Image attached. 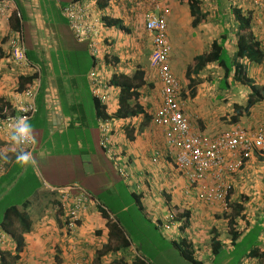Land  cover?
<instances>
[{
  "label": "crops",
  "instance_id": "0c3cea01",
  "mask_svg": "<svg viewBox=\"0 0 264 264\" xmlns=\"http://www.w3.org/2000/svg\"><path fill=\"white\" fill-rule=\"evenodd\" d=\"M72 1L13 0L14 10L17 9L22 18L20 21L27 60L39 69L40 77L35 98L37 111L30 119L36 139L32 151L37 162L35 167L40 174L34 171L31 173L35 187L24 201L7 204L0 219V224L6 222L7 218L12 223V213L8 210L16 208L29 220V231L23 235L21 264H91L95 261L99 250L111 242L105 221L96 210L99 204L96 202L95 206L91 203L81 215L77 229L67 231L60 217L64 213L57 209V191L66 186H76L77 183L95 200L87 188L100 187L104 175L109 176L106 181H113L111 176L114 177V168L119 174L126 171L129 176H138L135 179L137 188L130 195L137 197L135 202L141 208V201L144 200L147 205L145 211L158 214L154 217L165 218L170 212H190L193 217L200 215V212L204 213V207L199 208L198 201L191 196H195V191L187 193L188 181L184 173L174 165V152L167 145L163 130L154 126L151 120H145L142 115L130 120L111 118L108 148L104 150L100 146L101 119L105 118L99 116L101 112L95 109L92 102L89 74L94 67L98 70V77L109 87L108 99L104 104L101 103L105 106L107 117H113L119 108L118 88L111 80L118 74L131 76L137 67L147 72L148 82L154 86L146 87L140 99L144 112L152 115L161 105L160 83L155 72L149 70L148 66L151 41L143 26L144 13L153 10L151 3L148 0H112L102 9H94L93 16H102L97 24L102 53L94 59L89 53L88 42H80L75 38L68 20L63 16V8ZM199 1L201 12L206 18L198 27L191 29L187 28V25L191 27L190 11L182 7L186 3L178 0L162 3L167 38L171 46L170 69L183 82V87L185 70L195 56L206 52L208 45L219 38L224 30H227L229 37H235L230 36L228 25V17L234 6L252 12V31L257 39L264 41V10L256 9L258 2L264 0ZM215 6H219L218 15H215ZM215 16L223 24L221 31L210 25L211 21L216 25L213 19ZM106 20L122 22L124 29L119 30L122 31L121 44L115 34V30L119 29L118 24L109 27ZM169 25L176 27V33L168 29ZM10 31V22L0 17V99L13 107L16 98L23 92L18 91V78L33 76V73L26 67L14 65L8 45ZM171 33L176 35L177 45L172 43ZM125 45L135 48L129 63L125 61L128 58L123 50ZM26 48L27 51L31 50L34 60L28 57ZM13 75L15 86L14 82L9 81ZM197 77L201 81L195 87L194 96H191L190 90H183L181 86L179 98L192 132L214 137L236 125L251 131L264 128V96L261 102L250 109V113L243 114L237 123H233L234 106H245L250 89L232 82L231 78L227 80V88L222 89L219 86L222 72L215 65L206 66ZM84 99L91 100L88 109H85ZM72 133L75 138H72ZM41 151L44 152L43 156ZM15 153L16 148L0 133V166L3 168L0 171V200L21 180L27 181L26 171L15 164ZM230 182L233 186L230 199L243 203L245 219L249 222L248 227H244V234L261 225L262 231L258 234L257 243L264 248V155L254 153L230 177ZM73 193L76 192L73 190ZM12 224L17 230L18 222ZM100 230L101 238L97 239ZM189 233L186 229L185 233L178 232L170 239L175 242L177 238L187 239L186 234ZM113 251L112 256L108 257L109 252L100 257V264H105V257V262L112 258H122L123 253L119 249ZM129 254L131 261L127 262L131 264L134 261ZM91 256L93 260H90Z\"/></svg>",
  "mask_w": 264,
  "mask_h": 264
},
{
  "label": "built area",
  "instance_id": "2783aa9c",
  "mask_svg": "<svg viewBox=\"0 0 264 264\" xmlns=\"http://www.w3.org/2000/svg\"><path fill=\"white\" fill-rule=\"evenodd\" d=\"M168 0H148L153 10L144 16V27L151 41L150 66L157 74L160 83L161 105L152 115L154 126L163 130L167 145L174 152V165L183 172L187 181V193L195 191V197L205 203H220L225 208V200L233 189L230 177L236 174L244 163L254 153L264 154V128L247 130L241 126H233L214 137L192 132L187 115L183 112L179 98L181 86L173 75L169 65L171 46L167 38V24L164 18L162 3ZM264 10V1L258 3ZM14 9L12 0H0V17L8 19ZM94 4L90 0H74L63 8V16L75 38L87 41L88 50L93 55L99 54L101 42L98 37L97 24L102 18L93 16ZM9 50L16 65L26 67L35 75L31 84L16 98L11 108L0 104V133L9 140L8 132L16 117L28 116L30 119L37 111L35 98L39 89V69L33 66L25 54V41L22 31H13L8 40ZM93 94L100 103H105L109 96V87L93 69L90 74ZM102 132L100 146L105 150L109 145L107 133L110 126L106 120L100 125ZM34 145L27 147L32 150ZM77 186L62 188L60 209L65 213L64 227L72 230L80 220L81 215L90 207L94 200L89 194ZM168 222L163 225L165 231H170L174 225V215L167 213ZM87 264L78 262L77 264Z\"/></svg>",
  "mask_w": 264,
  "mask_h": 264
},
{
  "label": "trees",
  "instance_id": "16d2710c",
  "mask_svg": "<svg viewBox=\"0 0 264 264\" xmlns=\"http://www.w3.org/2000/svg\"><path fill=\"white\" fill-rule=\"evenodd\" d=\"M13 1V0H12ZM112 0H97V6L99 8H103ZM180 3H186L188 5V9L190 11V16L192 17V21L190 23L191 28H196L205 20L206 15L201 12L200 9V1L199 0H178ZM232 15L234 18V29L232 28V34L234 37L233 43V52L232 54L228 52L225 47V43L228 39V32L224 30L219 38L213 40L210 45H208L206 52L201 55L195 56L192 60V63L187 66L184 73V87L183 90H190L191 96L195 94V87L201 81L198 79L197 75L208 65H215L222 72V81L219 86L222 89L227 88V80L231 78V81L234 83H239L243 86H247L250 89V93L247 97L245 106L235 105L234 112L235 115L232 118L233 123H237L238 119L243 116V114L250 113V109L253 108L257 103L263 100V91L264 87L260 86L259 83L250 78L249 67L251 65L257 66L264 69V41L261 42L257 39L252 31V20L253 14L251 11L242 12V9L234 7L232 9ZM21 16L18 13L17 9H13L9 18L7 19L10 22V34L13 31H22L21 24ZM106 25L109 27H113L118 24L119 30L124 29L122 27V22L118 20L108 21L106 20ZM10 36V35H9ZM11 56V54H10ZM12 59V56H11ZM156 73V72H155ZM147 72L142 70L140 67H137L131 76H127L124 74H118L116 77L114 76L111 80V83L114 84L118 88L119 94V108L117 109V113L113 115V117H107L105 114V106L100 103L99 99L93 94L91 82L89 83V87L91 89L92 102L96 106L95 109L99 110V116L105 119L110 126V130L107 133V136L110 138L111 134V123L112 119H133L139 115H142L145 120L152 121V115L144 112L143 106L140 103V99L146 87L154 88L152 84L148 82ZM157 77V74H155ZM35 78L34 76L24 77L20 76L18 78V91L25 90ZM181 88V92H182ZM0 104L2 106H7L11 108L9 103H6L2 99H0ZM144 114V115H143ZM112 118V119H111ZM239 126V125H236ZM242 127V126H241ZM232 192L226 198L225 208L223 207V215L222 217L227 222L228 226V234L230 237L231 245L237 244L238 240L246 239L249 232H256V228H251L247 233L244 234V228L240 229L239 223L244 222L247 227L249 222L246 221V216L244 214V206L242 202H233L231 197ZM132 197L136 200L137 197L132 195ZM196 198V197H195ZM198 202H201L196 198ZM205 203V202H203ZM94 205L96 202L94 201ZM98 213L101 215L102 219L106 221V227L109 231V238H114L117 244L119 245L116 250L122 251L127 250L130 247L128 240L124 237L122 231L117 227L114 220L110 217L108 211L101 206H97ZM8 212L12 213L13 221L18 222V229L16 230L14 224L11 223L9 218L6 219V222L12 224L10 233L15 237L18 250H22L24 247L23 235L29 231V220L26 216L19 213L16 208H11ZM203 216V213H199ZM179 221H183V223H179L178 232L180 234L185 233L186 229H189L191 226L189 225L193 216L192 213H181L178 215ZM259 233V232H258ZM244 234V235H243ZM256 236H258L256 232ZM258 238V237H257ZM192 239H181L177 242L172 241L173 245L180 251L181 256L188 262L192 264H202L200 261L193 258V254L195 252L194 245L192 243ZM222 243L219 240V235L213 232L211 238V254L213 257L217 256L222 249ZM252 249L248 251L247 255L244 257L255 258L257 260L264 261V250H261L258 243L252 245ZM109 250L108 244L104 246L101 250H99L97 258L100 259L106 251ZM6 257H9V254H6L1 257L0 264H8L5 260ZM17 258V257H16ZM19 258V256H18ZM124 259V260H122ZM118 261V260H117ZM107 264H115L114 260H110L106 262ZM121 264H128L124 257L120 259ZM238 263V262H237ZM136 264H145L141 260H137Z\"/></svg>",
  "mask_w": 264,
  "mask_h": 264
},
{
  "label": "rangeland",
  "instance_id": "374dc122",
  "mask_svg": "<svg viewBox=\"0 0 264 264\" xmlns=\"http://www.w3.org/2000/svg\"><path fill=\"white\" fill-rule=\"evenodd\" d=\"M184 7L187 11L188 8ZM219 7V6H218ZM215 6L214 11L216 9L215 15L220 14V9ZM223 6H221L222 8ZM209 10V13H212L209 9V7H206ZM216 23V25L212 24V21L210 22V25L213 27H217V30L221 31V27H223V24L219 23V19H217V16L213 18ZM229 21V30L231 31L232 28L234 29V20H232V14L230 12V16L228 17ZM191 29L190 26L187 25V28ZM171 28V31H174L176 33V27L168 26V29ZM122 31L115 30V34L120 39V44L123 42L122 40ZM190 32V31H189ZM188 32V33H189ZM232 31L230 32V36H232ZM229 37V35H228ZM171 40L174 45H177V37L175 34L171 33ZM234 38L229 37L226 47L229 49V52L232 54L233 52V43ZM231 42V43H230ZM229 45V46H228ZM124 53L126 55V62L131 61V55L135 51V48H130L129 46L125 47L123 46ZM26 52L29 58L34 60L35 58L31 55V50ZM110 57V56H109ZM150 57V54H149ZM148 57V58H149ZM112 59V58H111ZM109 59V61L111 60ZM89 61L91 62V58H89ZM15 65V64H14ZM89 66V64H88ZM148 66L149 70L154 71V69L150 66V60H148ZM91 67V66H90ZM10 71V70H9ZM155 72V71H154ZM249 73L250 78L259 83V85L264 86V71L257 67L251 65L249 67ZM14 75L9 78V81L12 83L14 82V86L16 85ZM178 79V78H177ZM199 79V78H198ZM179 80V79H178ZM180 81V80H179ZM182 84L183 82L180 81ZM248 96V95H247ZM85 109L89 108L91 100L84 99ZM70 136V135H69ZM72 138H75V134H71ZM123 168L127 169V166H122ZM120 166V168L122 169ZM114 177L113 181H106V179L109 178V176H102V183L100 184V187L96 189H91L90 187L87 188L89 193L93 195L95 198V202L99 204L102 208H105L110 214L111 218L114 220L117 227L122 231L124 237L128 240L129 246L127 250H122L123 256L127 261H131L128 256L131 253V258L134 262H131V264H136L137 260L143 261L145 264H192L188 261H186L182 256L180 251L173 245L171 241V237L174 234H178V228L177 225L169 224L172 229L170 231H165L163 228V225H166L168 220L159 217H154V215H158L156 213L150 212L148 213L145 211L147 210V205L144 200L141 201L142 208L140 205H138L135 202V199L130 195L131 191H134L137 188V185H135V179L138 177H135L134 175H128L126 171H121V174L117 172V169L114 168ZM35 172L37 175H39V169L37 167L29 168L25 173L28 174L27 181H20L17 185H14L13 188H11L9 191H7L6 196L0 200V219H1V212L7 204L13 203V202H22L25 200V197L31 192V190L35 187L34 178L32 176V172ZM139 173V171L137 170ZM129 176V177H128ZM145 178V175H143ZM77 188H74V191L77 193L79 189L84 190L85 189L75 184ZM72 186V185H71ZM131 188L133 190H131ZM233 190V189H232ZM195 197L194 195H191ZM178 198H181L180 196ZM196 199V198H195ZM197 201V200H196ZM199 208L204 207V215H198L195 216L192 220V222L187 225L191 226L189 230L188 238L192 241L194 245V256L193 258L200 261L202 264H242L244 256L247 255L248 251L251 250L253 247L252 245L258 242L256 236L257 234H260L262 231L261 225L256 226L255 230L256 232H249L246 239L238 240L237 244L231 245L230 243V237L228 232V226L226 220L222 217L223 215V205L220 203H203V202H197ZM145 208V209H144ZM203 212V211H202ZM201 213V212H200ZM179 214L175 213L174 218V224L179 223ZM154 220V222H153ZM157 220V221H156ZM183 223V221H181ZM180 223V224H181ZM106 224V221H105ZM173 226V227H172ZM239 228L247 227V225L244 222L239 223ZM217 235H219V240L221 241L222 249L220 250L219 254L215 257L211 254V238L213 235V232ZM95 232V231H94ZM259 232V233H258ZM97 239L101 238V230L97 232ZM96 235H94L95 238ZM187 238V239H188ZM110 239V238H109ZM180 239L177 238L176 242L178 243ZM109 241V240H108ZM111 241V242H110ZM109 244V250L105 252L104 256L111 252L109 256H112L114 254L115 250L118 247L117 242L114 238L110 239ZM115 241V242H114ZM261 249L264 250L262 247ZM126 251V253H125ZM130 257V256H129ZM90 260H93L94 258L91 256ZM250 257H246V260H250ZM105 259L103 262L106 264ZM110 260H114L115 264H121L119 258H112ZM118 260V261H117ZM124 260V259H122ZM102 259H96L91 264H97L101 263ZM118 262V263H117ZM238 262V263H237ZM254 264H264V261L258 260L257 263L254 262Z\"/></svg>",
  "mask_w": 264,
  "mask_h": 264
},
{
  "label": "clouds",
  "instance_id": "9594fccd",
  "mask_svg": "<svg viewBox=\"0 0 264 264\" xmlns=\"http://www.w3.org/2000/svg\"><path fill=\"white\" fill-rule=\"evenodd\" d=\"M96 2H97V0L90 1L91 4L95 5L96 9H99ZM258 3H260V2H258ZM234 7H236V6H234ZM256 9H261L258 4H257ZM242 12H245V11H242ZM146 13H144V15H143V22H144V16ZM231 14H232V9H231ZM232 20H234L233 15H232ZM143 26H144V24H143ZM144 29H145V27H144ZM22 33H23V31H22ZM261 42H263V40ZM101 47H100L99 54L96 56H93L89 52L92 58L95 59L102 53ZM9 52H10V50H9ZM150 55H151V53H150ZM95 61H97V60H95ZM17 66H19V65H17ZM95 68L96 67H94L93 69L95 70ZM95 71L98 74V70H95ZM263 71H264V69H263ZM262 87H264V86L262 85ZM8 138H9L10 143L16 148L15 164L23 171H27L30 167H35L37 162H36V159L34 158L33 151L27 147L28 145H35L36 144V139L33 135V125L30 122V118L28 116H19V117H16L14 119V121L11 123L10 128H9ZM43 155H44V152L41 151V156H43ZM2 169H3L2 166H0V171ZM66 187H68V186H66ZM61 189L62 188L58 189V191H60ZM58 191H57V193L59 195ZM58 203H59V205H58L57 209L59 211H61V213H64L60 209V195H59ZM210 204H212V203H210ZM172 214L174 215V218H175V214L173 212H172ZM60 217L62 218V224H63V218L65 217V213H64V215H62ZM80 221H81V217H80V220L78 221V223ZM78 223L76 224V227L74 229H77ZM174 225L179 226V223H175ZM11 227H12V224H9L7 222H3L0 224V261H1L2 256L9 254V257L5 258V260L7 261L8 264H21V253H22L24 247L22 248V250H18L15 237L10 233ZM63 227H64V224H63ZM74 229H72L71 231H73ZM67 231H70V230H67ZM18 256H19V258H18ZM257 261L258 260L255 258H251L250 260H246V257H245V258H243L242 264H254V262L257 263Z\"/></svg>",
  "mask_w": 264,
  "mask_h": 264
}]
</instances>
